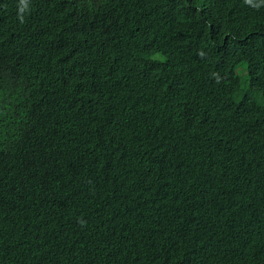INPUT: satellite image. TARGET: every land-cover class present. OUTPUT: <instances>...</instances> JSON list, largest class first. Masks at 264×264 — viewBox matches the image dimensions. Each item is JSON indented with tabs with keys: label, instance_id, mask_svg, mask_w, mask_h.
I'll return each mask as SVG.
<instances>
[{
	"label": "trees",
	"instance_id": "16d2710c",
	"mask_svg": "<svg viewBox=\"0 0 264 264\" xmlns=\"http://www.w3.org/2000/svg\"><path fill=\"white\" fill-rule=\"evenodd\" d=\"M161 1L170 6L135 0L128 11L129 25L121 31L105 14L91 22L103 12H91L98 7L89 0H0V101L7 104L3 110L0 105V115H7L0 118L5 139L0 143V181L19 168L12 155L30 121L44 128L60 124L70 133L87 129L94 142L102 132L109 133L112 122L123 129L118 133L129 148L122 154L127 159L140 155L147 165L141 178H126L120 185L114 179L123 173H110L104 193L111 185L125 192L138 214L160 228L172 227L191 197L210 195L227 211L200 214L191 221L207 240L222 239L220 250L208 246L180 257L160 253L154 264H264V217L255 224L244 219L236 212L244 206L226 195L227 179L236 177L243 203L259 202L264 209V0ZM144 19L154 22L148 38L133 28ZM156 52L172 57V68L156 71L151 60ZM118 58L120 71L134 70L128 78H106L86 69L89 63ZM220 71L223 75L216 76ZM74 78L80 80L79 88L61 96L64 81ZM198 97L203 101L189 114L178 110L177 103ZM43 101L52 112L47 123L39 115ZM152 113L162 115L167 128L177 126L178 135L170 136L156 120L146 128L143 123L155 118ZM147 139L159 142L156 156ZM160 143L166 145L160 149ZM40 179L38 168L31 188ZM58 190V184L48 185L40 198L52 202ZM30 191L21 193L8 183L0 193V264H13L14 251L19 257L22 253L15 240L22 219L32 223L33 233L25 224L31 235L24 233V241L33 255L26 251V260L19 264H57L34 258L33 236L48 253L60 254L64 231L53 220L43 222L41 202L32 201L28 208L29 200L20 201ZM95 191L86 187L82 194ZM68 227L73 228L70 222ZM97 238L108 243V235L97 232ZM83 251L76 261L85 259L84 264L108 257L104 250ZM50 254L55 260L57 255Z\"/></svg>",
	"mask_w": 264,
	"mask_h": 264
},
{
	"label": "clouds",
	"instance_id": "9594fccd",
	"mask_svg": "<svg viewBox=\"0 0 264 264\" xmlns=\"http://www.w3.org/2000/svg\"><path fill=\"white\" fill-rule=\"evenodd\" d=\"M89 3L98 7L97 9H90L91 12L95 10L103 12L94 17L91 22L105 14L109 24L115 28L122 27V31L129 25L128 11L135 0H89ZM159 4L162 7L170 6L168 1L159 0ZM29 13L28 8L23 17L27 18ZM133 28L139 31V36L148 38L152 35L154 22L151 19H144ZM151 60L155 63L156 71H163L165 67L172 68V64H174L172 57H167L161 52L154 53ZM86 69L96 70L106 78L116 74L120 79L128 78L134 72V70L120 71L122 65L119 58L116 62L97 61L96 64L89 63ZM222 75V71L216 74V76ZM79 81L75 78L74 80H65L67 87L62 89L61 96L71 90L74 93L80 86ZM212 86L216 87V85ZM59 90H61L60 87ZM210 90L222 91L218 88ZM201 100L203 101L200 97L194 100L186 99L182 103H177L176 106L181 112L189 114L190 109L196 108L197 103ZM43 104L46 102L43 101ZM47 104L44 107L45 110L43 109L39 114L46 118V123L52 119V112L49 111ZM0 105L3 110L7 104L0 101ZM155 107L157 105L152 107V111H155ZM166 113L179 118L173 112ZM150 115L155 118H151L150 121L147 118V121L143 123L146 128H151L152 122L156 120L160 128L164 129L170 136L178 135L177 126L167 128L162 115L156 113ZM3 116L7 115H0V118ZM191 129V127L188 129L189 133ZM17 130L18 128L15 130V134ZM121 130L123 129H120V125L118 127L111 122V127L108 129L109 133L105 135L102 132V136L100 135L97 142H94L89 138L91 133L87 129L78 133H70L65 132L60 124L51 127L46 125L44 128L32 121L24 127L18 147L15 149V154L12 155V158L14 157V160L19 164V168L8 171L2 177L0 193L8 183L17 187L21 193L31 189L30 196L22 197L20 201L29 200L28 208L32 201L41 202L46 214L43 222L53 220L59 224L60 230L64 231L60 254L48 253L45 251L44 245L38 244L33 236L34 258L40 257L44 260L57 262V264H84L85 259L76 261V259L81 258L79 255H85L83 250H104L108 253V257L101 260L92 259L93 264H116V262L120 264H154L155 256L160 253L180 257L186 256L192 251L201 253L209 248L208 246H210L209 249L220 250V247L223 246L222 239L210 238L207 240L191 222L192 218L200 214L221 215L227 212L222 204L212 201L210 195L191 197L186 203L184 212L176 214V221L173 226L160 228L161 225L152 223L150 217H142L138 214L132 198L125 192L118 188L116 191L110 183L108 186L111 185L112 188L106 193L103 192V188L108 182L106 179L110 173H123L114 179L115 183L120 185L122 180L126 178H141L145 171L144 165H147L145 159L143 161L140 159V155L127 159L122 154L129 148L125 139L118 133ZM4 141L5 139L0 135V143ZM148 142L150 149L156 156L159 142L153 140H148ZM163 145L166 144L160 143V149ZM121 157L122 159H120ZM38 168L41 170V179L31 188L32 180L37 175ZM227 183V198L236 199L244 206L242 212L241 210L236 212L254 224L256 221L262 220L264 217L262 205L259 202L243 203L242 198L244 197L236 177L234 180L227 179ZM51 184L59 185V190L54 193L52 202L40 198L46 186ZM86 187L96 189V191L90 196H83L82 192ZM0 197L4 196L0 194ZM262 204L264 206L263 202ZM15 205L8 211L9 215ZM75 208L77 211L74 210ZM239 215H234V217L242 220ZM68 222L72 224L73 228L68 227ZM0 223L2 222L0 221ZM25 224H30L33 233L32 223ZM25 224L22 219L21 224L16 229L18 235L15 240L22 252L20 257L11 246H8L10 253L14 251L13 256L17 259L15 262L11 258L13 264H19L26 260V251L33 255L25 247L24 233L31 235L26 233ZM0 226L2 227L1 224ZM97 232H101L105 236L108 235V243L106 239L104 241L99 240ZM92 235H94L95 243L92 240ZM6 253L8 254V252ZM72 253H76L79 257L72 259L70 257ZM47 254L57 255V257L54 260V258H49ZM2 264L12 263L4 261Z\"/></svg>",
	"mask_w": 264,
	"mask_h": 264
}]
</instances>
